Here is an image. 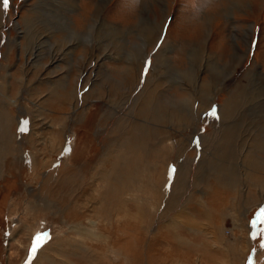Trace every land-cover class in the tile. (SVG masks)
<instances>
[{"label":"rangeland","instance_id":"1","mask_svg":"<svg viewBox=\"0 0 264 264\" xmlns=\"http://www.w3.org/2000/svg\"><path fill=\"white\" fill-rule=\"evenodd\" d=\"M60 1L9 0V8L4 11L0 0V264H264V254L258 256V250L264 249L261 248L264 222L256 224L259 231L252 227L259 208L250 216L245 236H240L227 218L224 236L216 245L204 230H190L187 224L206 221L200 203L210 204V195H214L213 189L206 194L207 181L213 182V179L201 159V148L194 141L199 140L202 146L203 136L213 130L211 137H219L216 143L221 151L217 160L223 156L221 142L234 137L240 126L246 132L243 138L252 142L248 145H253L252 140L261 130L258 123L248 122L252 116H245L247 123L243 125L238 114L229 124L220 126L223 121L219 112L231 98L264 101V79L254 76H264L261 74L264 73V0ZM162 58L170 63L164 64L169 71L160 77ZM131 59L138 64L139 72L128 77L126 67ZM153 85L165 90L163 100H177L173 104L176 111L187 110L193 100L211 98L213 102L202 115L204 125L191 136L193 149L187 152L195 159H192V171L183 177V189L171 201L164 216H161L166 207L164 201L158 208L159 200L145 196L142 191L139 198L148 204L140 202L138 210L131 195L134 192L126 188L130 193L126 201L128 230L126 226L103 225L102 218L108 212L105 202L110 199L102 188L93 185L97 182V176L91 171L95 164L82 166L85 171L80 175L73 169L74 178L68 185L85 186L80 190L86 197L79 195V200L69 197L71 186L58 191V184L65 176L58 169L72 154L66 153L81 138L85 128L82 125L97 107L90 138L79 142L83 148H91V159L96 158L99 150L101 154L114 149L116 136L119 138L122 134L118 132L120 126L126 127L135 119L137 100ZM213 106L218 110V119L205 115ZM61 119H68L63 129ZM169 128L176 129L166 127ZM175 142L173 151L177 155L168 166V192L175 182L176 163L183 166V173L190 167L186 165V157L179 153V142ZM62 144L65 147L60 156L57 147ZM238 145L234 141L228 146ZM21 147L26 157L35 155L36 170H32L28 158L22 161L19 154L22 150L18 151ZM149 147H157V142L150 140ZM104 155L97 163L103 162ZM154 156L150 150L137 163L135 170L141 179L146 169H158ZM201 162L204 168L200 169ZM170 170H174L171 179ZM95 189L99 190L100 197L94 194ZM90 192L94 197H87ZM72 200L80 202V207H84V202L90 203H87L90 210L84 208L86 219L82 218L84 214L70 210ZM225 202L224 210L231 206ZM114 205L112 215L120 214V207ZM136 216L138 221L134 225L131 218ZM87 218L97 221L94 227L103 235L109 237L108 234L114 233L108 247L104 245L106 240H93L95 229L82 224H87ZM166 225L174 229L177 226L174 243L171 241L170 245L165 243L169 240ZM85 230L88 235L83 233ZM45 233L47 239L29 260L33 238ZM123 233L125 236L115 242V237ZM247 235L253 244L249 249ZM79 243L93 250L92 255L77 250ZM131 248L135 253L129 252ZM74 249L77 254L73 253Z\"/></svg>","mask_w":264,"mask_h":264},{"label":"bare ground","instance_id":"2","mask_svg":"<svg viewBox=\"0 0 264 264\" xmlns=\"http://www.w3.org/2000/svg\"><path fill=\"white\" fill-rule=\"evenodd\" d=\"M61 1H64V0H61ZM73 8L75 9V7ZM157 57L159 58V56ZM144 58H145V55H143L142 60H144ZM136 59H139V58H137L136 56ZM131 61L132 62L130 63L129 67H126V73L128 77H133L136 74V72H139L138 71L139 66L137 63H135L136 61H134L133 59H131ZM161 62H162L163 70L160 72V77H162L161 75H165V72L169 71L167 68L165 69V65L166 64L168 65V63H170L167 58H162ZM154 68H155V63H154ZM180 74L183 76L185 75V74L179 73V75ZM261 74L263 75L264 73H261ZM254 76L257 79H259L260 77L264 79V76H260L258 74H255ZM249 78H250V75H249ZM162 85L163 83L160 82V86ZM160 86L153 85V87H151L148 90V93L147 94L145 93L146 94L145 96H143L140 100H137V103L134 107L137 111V114L135 113L136 117L135 119L131 120L128 126L126 127L120 126L121 130L118 132L122 134H120L121 136L119 138L116 136L117 143L114 145V149L109 150V151L107 150V152L104 151L101 154L99 150L98 152H96L97 154L96 158L91 159L90 158L91 148L90 147L83 148L79 141H81V139L85 137L90 138L91 130L92 128H94L93 124L91 123L95 122L93 120H94L95 115L98 113V111H95V110L99 109L96 106L97 108L92 113H90V118L88 119V122L82 125V127H85V128H83L84 133L82 134L81 138H79V140H77L78 142L72 145L71 150H69L66 153V154H69V153H72V154L71 155L69 154L68 159H66L67 161L62 162L61 167L58 169V173H60L61 175H65L63 176L61 183L59 182L60 184H58V191L69 189V186H71L72 192L69 197H72L73 200L75 199L79 200V195H81V198L86 197L85 193L84 192L81 193V190H80V187H85V186L81 185L79 187V185L78 186L75 185L76 187L75 186L73 187V184L68 185L71 179L74 178L73 169L76 168L75 174L79 173L80 175V172L85 171L83 167L87 168L89 164L91 166L95 164V167L92 166L93 169L91 171L93 172L95 176H97L96 177L97 182L96 183L94 182L93 185H96L99 188H102V190H104L106 193L109 194V199H110L109 201L105 202V208L107 209L108 212L102 218L103 225H108V226L116 225L117 227L123 226L124 228L126 226V229L128 230V227H127L128 217L126 215L127 213L126 212L127 210L126 201H127L128 196H130V193L128 192L126 188H130L134 192V193H131V195L134 196L135 198L134 202L137 204L138 210L140 209V206H139L140 202L141 204L142 203L148 204L146 200H144L143 202L139 198L141 196L140 192L142 191H145L144 193L145 196L156 197L159 200V203L157 204L158 208H160L162 202L164 201V203H166V207L164 211L161 212V216H164L166 212L168 211L169 205L172 203L171 201H174V199L178 195V192L180 194L181 190L183 189L181 187V182H182L183 177L186 174L188 175V173H191L192 171L191 165L194 164V161L192 160L194 158L191 157L190 156L191 154H188L187 152V150L193 149L191 147L192 146L191 144H193L191 143L193 137L191 136L193 133L197 134L200 131L202 125H204L205 121L203 120L202 115L204 114L205 110L209 106H211L213 102L210 100L211 98H209L207 101H202V99H200L201 101L193 100L192 103L189 105L190 107L187 108V110H184L183 112L176 111L173 108V106L175 105L174 103L177 100L172 101V102H167L168 99L167 101L163 100L164 94H166V92L165 90H162V91L159 90ZM163 92L165 93L163 94ZM235 99L232 100L231 98V100H228L227 103L222 106V110L219 112V114H220V119L223 122L220 126L229 124L230 119L234 115L238 114L241 117L239 121L241 120L240 122L243 125H246L247 123V121L245 120L246 119L245 116L247 115L252 116L251 118H248V122L252 120L253 123H258L261 127V130L260 132L257 133L258 138L255 137L252 140L253 145H248L247 143L249 142L252 143V142L251 141L248 142L247 139L243 138L246 132L243 129V126H240V128L238 129V132L235 133L236 135L234 137H230L229 139L222 141L221 142L223 143L222 145L220 143V145L224 147L222 149L223 156H220L222 158L217 159V160L216 158L219 157V153L221 152L220 146L216 143L219 140V137H217V135L216 136L214 135V137H211V133L213 131L212 128H211L212 131H210L208 135L203 136L204 144L200 146L201 151H202L201 159L205 161L204 166L208 171L207 173L213 179V182L207 181V184L205 187L207 191L206 194H208L209 191L213 189L211 193H213L214 195H210L211 199L208 200L210 204H208L206 201H203L202 203H200L202 210H204L203 214H204V217L206 218V221L204 223H199L197 225L193 223L196 226L191 225L190 223H187V224L190 225L189 226L191 227L190 230L191 229L199 230V231L204 230L206 233V236L208 235L207 237L212 240V244L214 245H216L218 240H220L224 236V231H225L224 226L226 225L227 218L231 219L232 225L234 227L233 229L238 231L240 233V236H243V235L245 236L247 234L246 232L247 229H249L250 216L253 214V212L256 211L257 208L261 209L263 206V202H264V101L261 99H245V100L243 98H241L240 100H235ZM259 101H262L263 103ZM62 108L63 106H61L60 109L63 111L62 114H64L65 109H62ZM67 120L66 119L62 120L61 122L62 129L66 126ZM168 126L169 127L174 126L176 129L174 131H170V128L169 130H167L166 127ZM191 128H194V129H191ZM253 128H256V127H253ZM63 132H65V130H63ZM170 132H174V135L171 134ZM178 132L180 133L179 135H177ZM150 140L157 142V147L150 148L149 147ZM73 141H76V138ZM175 141L179 142L180 144L179 153H181L182 156L186 157L185 162H187V164L186 163L185 164L190 167L188 168V172L186 171L185 173H183L184 171L183 166L181 167L179 163H176L178 166V169L175 175V182L172 184V187L170 191L168 192V189H166V184L168 182V174H167L168 166H170L169 165L170 160L172 158L174 159L175 158L174 156L177 155L173 151V147H174L173 145L176 144ZM234 141L235 143H239L240 146L239 145L235 146V148L228 146L229 144H233ZM211 143H212V147L210 148ZM64 147H65V144L64 145L62 144L61 146L57 147L59 148L58 153H60V156H61V153ZM51 148L52 150H54V147H51ZM21 150H22V147L18 148V151H21ZM150 150L154 151V154H155L154 161L157 162L156 164L158 166V169L157 168L146 169L147 170L146 175L144 176V178L142 177L141 179V176L136 174L135 169L138 167L137 163L141 162L144 159V155L149 154ZM19 154H21L20 156L23 162L25 161L24 160L25 158H28V161L29 162L31 161L30 165H31L32 170H36V168L38 167L36 166V164L38 165V162L36 160L35 155L31 154L29 157H26L27 155L25 154L24 148L22 152ZM64 154L65 153H63L62 155ZM101 155H104L103 162L100 161L99 163H97L98 158ZM218 161L221 162L220 165L217 164ZM178 162H181V161H178ZM202 164L203 163L201 162L199 165L200 169L204 168ZM69 166H72V167H69ZM77 166L80 168L78 169ZM70 170L72 173H70ZM200 172H203V170ZM132 177H133V181H132ZM145 178L147 179L145 181L146 183H144ZM82 182H84V180H82ZM93 192L94 194H97L98 197H100L99 190L95 189ZM215 195H216V198H215ZM87 197L92 198L94 197V195L93 193L90 192V195ZM203 197L205 196L203 195ZM131 198L133 199V197ZM225 201L229 202V206L231 205L230 207L228 206L229 208H227L226 210H224V208L227 206L226 205L227 203ZM84 203H85L84 207H80V202H73L72 206L70 207V210L73 213L78 214V215L84 214L82 218L86 219L85 214H86V210L89 209L88 205L90 203L87 202L89 203L88 205L86 202ZM113 205L114 207L115 206L120 207V214L112 215V211L114 209V208L112 209ZM152 207L155 209L156 204L152 205ZM84 208L86 210H84ZM149 208L151 209L150 206ZM158 208H157V211H159ZM137 215L139 216V214ZM161 216L159 218H161ZM87 219H88L87 224H85V222L82 224L91 225L95 229L93 240L97 242H101V241L105 242L106 240V243L104 245L108 247L110 243V239L112 238L114 233L113 232L111 233L112 236L108 234L109 237L103 235L96 227H94L97 221L94 222L91 220V218H87ZM131 221L132 223H134V225H136L138 221V217L136 216V217L131 218ZM203 224L206 225V226L204 225L205 226L204 229L201 228ZM175 229L169 225L165 226V234L167 235V238L169 239L168 241L166 240L165 243L169 245L171 244V241H172V244L174 243V239H175L174 235H176V232L174 231ZM109 231L111 232L113 230L110 229ZM83 233L85 235H88L87 230H85ZM124 233L121 236H116L115 242H119V240H121V237L125 236ZM248 236L249 235L246 236L247 237L246 247L249 249L250 247L253 246V244L250 243ZM76 247H78L76 249L79 250L82 254L88 255L89 253L90 255H92L93 250H91L88 246L84 245L83 243H79V245ZM76 249H74L73 253L77 254ZM129 252L135 253V249L131 248ZM261 254H264V249L258 250V256H260ZM107 260L109 263H111L112 261L110 259H107Z\"/></svg>","mask_w":264,"mask_h":264},{"label":"snow or ice","instance_id":"3","mask_svg":"<svg viewBox=\"0 0 264 264\" xmlns=\"http://www.w3.org/2000/svg\"><path fill=\"white\" fill-rule=\"evenodd\" d=\"M2 6H3L4 11H7L9 8V0H2ZM205 115L209 118H212V119H218V110L215 106H213L211 111L207 112ZM194 142H195L197 148L199 149V147H200L199 140H196ZM65 151L67 152L68 149H65ZM172 171H174V170H170V177H169L170 179L172 178L171 177ZM259 222H264V208L260 209V212L257 213L256 220L252 224L253 229H255L256 224ZM255 235H256V233L254 231L253 236L255 237ZM47 236H48V234L45 233L43 235H37L33 238L32 247H31L30 253H29V260H31L32 257L36 255L38 249L41 247L42 242L47 239ZM261 248H264V244L261 245Z\"/></svg>","mask_w":264,"mask_h":264}]
</instances>
